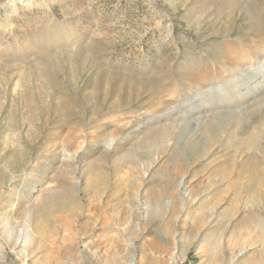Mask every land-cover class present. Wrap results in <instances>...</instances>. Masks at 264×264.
Instances as JSON below:
<instances>
[{"label": "rangeland", "instance_id": "rangeland-1", "mask_svg": "<svg viewBox=\"0 0 264 264\" xmlns=\"http://www.w3.org/2000/svg\"><path fill=\"white\" fill-rule=\"evenodd\" d=\"M0 264H264V0H0Z\"/></svg>", "mask_w": 264, "mask_h": 264}, {"label": "bare ground", "instance_id": "bare-ground-1", "mask_svg": "<svg viewBox=\"0 0 264 264\" xmlns=\"http://www.w3.org/2000/svg\"><path fill=\"white\" fill-rule=\"evenodd\" d=\"M229 94H230V93H227L226 95H228V96H229ZM20 239H21V237H20V235H19V237H18V239H17V240L20 242V241H22V240H20ZM19 242H18V243H19ZM16 243H17V242H16Z\"/></svg>", "mask_w": 264, "mask_h": 264}]
</instances>
